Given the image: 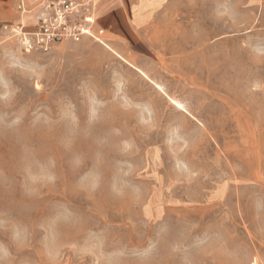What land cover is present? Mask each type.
I'll use <instances>...</instances> for the list:
<instances>
[{"label": "rangeland", "instance_id": "1", "mask_svg": "<svg viewBox=\"0 0 264 264\" xmlns=\"http://www.w3.org/2000/svg\"><path fill=\"white\" fill-rule=\"evenodd\" d=\"M144 7L0 34V264H264V0Z\"/></svg>", "mask_w": 264, "mask_h": 264}, {"label": "built area", "instance_id": "2", "mask_svg": "<svg viewBox=\"0 0 264 264\" xmlns=\"http://www.w3.org/2000/svg\"><path fill=\"white\" fill-rule=\"evenodd\" d=\"M17 9L23 11L22 4ZM94 0H42L31 30L11 26L8 34L28 49L45 50L53 43L78 41L97 30Z\"/></svg>", "mask_w": 264, "mask_h": 264}, {"label": "crops", "instance_id": "3", "mask_svg": "<svg viewBox=\"0 0 264 264\" xmlns=\"http://www.w3.org/2000/svg\"><path fill=\"white\" fill-rule=\"evenodd\" d=\"M98 9L102 22L97 23V28L105 30L111 28L114 24L125 38L132 36L136 29L142 25L146 15V8L138 10L142 16V22L138 25L134 22V11L139 8L140 2L146 0H97ZM42 0H0V34L8 33L11 26H21L28 31L34 27L35 16L39 12ZM22 4L23 11L17 9L18 4ZM96 11L97 2L94 0ZM5 26L8 27L5 29ZM98 30V29H97Z\"/></svg>", "mask_w": 264, "mask_h": 264}]
</instances>
